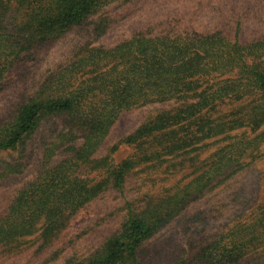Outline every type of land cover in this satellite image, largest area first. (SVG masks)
<instances>
[{"label":"trees","instance_id":"obj_1","mask_svg":"<svg viewBox=\"0 0 264 264\" xmlns=\"http://www.w3.org/2000/svg\"><path fill=\"white\" fill-rule=\"evenodd\" d=\"M115 1L0 0V84L31 53L95 16V39L105 35L116 19L102 12ZM77 46L68 62L0 119V181L23 172L21 149L43 119L60 121L44 149L46 164L59 152L66 155L8 197L0 212V257L27 250L31 236L40 240L37 250L42 252L88 203L108 191L123 194L139 164L162 165L203 151L209 140H222L181 189L140 212L126 201L122 225L84 259L65 262L149 264L145 243L182 211L194 192L199 196L221 176L219 182L241 170L247 158H256L264 141V39L246 45L220 32L141 30L114 46ZM145 106L162 108L120 141L137 144L138 153L119 163L111 153L96 158L120 114ZM16 152L20 157L13 156ZM256 247H264V209L251 224L173 264H237ZM254 264H264V256Z\"/></svg>","mask_w":264,"mask_h":264},{"label":"rangeland","instance_id":"obj_2","mask_svg":"<svg viewBox=\"0 0 264 264\" xmlns=\"http://www.w3.org/2000/svg\"><path fill=\"white\" fill-rule=\"evenodd\" d=\"M102 13L116 19L105 35L95 39L92 33L95 16L56 43L34 51L6 75L0 84V119L14 113L53 69L71 59V52L82 42L114 46L141 30L153 34L220 32L246 45L264 39V0H116ZM160 108L145 106L122 112L95 157L111 153L115 163L134 157L140 146L120 144V141L156 115ZM59 122L54 117L43 119L21 149L23 172L0 181V212L15 190L36 181L51 164L44 160V149L52 141L51 133ZM209 143L203 151L173 158L162 165L139 164L129 175L123 194L103 193L82 208L42 252L37 250L40 240L31 236L27 250L12 257H0V264H65L69 259H84L126 220V201H133L135 210L140 212L147 203L160 202L193 179L197 168L207 163L209 156L223 144L216 139ZM254 155L256 158H247L246 165L230 178L219 182L224 178L221 176L199 196L192 194L182 211L145 243L143 250L149 264H173L177 258L192 257L220 236L254 221L264 209V141ZM13 156L20 157L18 152ZM65 156L59 152L51 165ZM90 175L93 177L94 173ZM263 256L264 247L252 248L237 264H254Z\"/></svg>","mask_w":264,"mask_h":264}]
</instances>
